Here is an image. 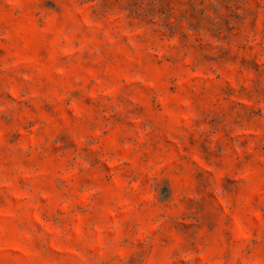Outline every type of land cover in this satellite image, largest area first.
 Wrapping results in <instances>:
<instances>
[{"label":"rangeland","instance_id":"374dc122","mask_svg":"<svg viewBox=\"0 0 264 264\" xmlns=\"http://www.w3.org/2000/svg\"><path fill=\"white\" fill-rule=\"evenodd\" d=\"M0 264H264V0H0Z\"/></svg>","mask_w":264,"mask_h":264}]
</instances>
